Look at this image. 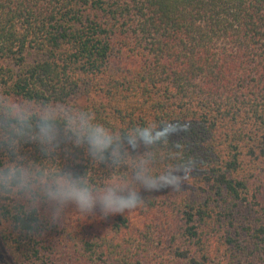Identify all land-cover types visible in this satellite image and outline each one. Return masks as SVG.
Wrapping results in <instances>:
<instances>
[{"label": "trees", "instance_id": "trees-1", "mask_svg": "<svg viewBox=\"0 0 264 264\" xmlns=\"http://www.w3.org/2000/svg\"><path fill=\"white\" fill-rule=\"evenodd\" d=\"M0 98L65 105L119 137L180 126L104 160L66 130L47 155L22 143L37 169L144 203L105 216L0 195L13 264H264V0H0ZM142 167L182 178L152 193Z\"/></svg>", "mask_w": 264, "mask_h": 264}, {"label": "clouds", "instance_id": "clouds-1", "mask_svg": "<svg viewBox=\"0 0 264 264\" xmlns=\"http://www.w3.org/2000/svg\"><path fill=\"white\" fill-rule=\"evenodd\" d=\"M59 122H63V129ZM179 129V125L175 129L170 125L136 127L129 129L125 137H119L92 121L87 113L65 105L34 106L28 98H0V146L9 153V159L0 163V195L23 194L32 201L38 199L39 192L54 207L72 204L81 212L98 207L105 216L131 211L144 203L137 188L110 182L103 189H97L84 175L74 171L37 169L19 155V146L34 143L47 155L59 146L66 130L72 133L77 144L87 146L92 157L104 160L119 157L125 143L129 147L152 145L161 136L170 138ZM181 178L179 169L149 171L142 167L135 175L136 182L152 193L174 187Z\"/></svg>", "mask_w": 264, "mask_h": 264}, {"label": "rangeland", "instance_id": "rangeland-1", "mask_svg": "<svg viewBox=\"0 0 264 264\" xmlns=\"http://www.w3.org/2000/svg\"><path fill=\"white\" fill-rule=\"evenodd\" d=\"M0 264H13L6 250L0 243Z\"/></svg>", "mask_w": 264, "mask_h": 264}]
</instances>
